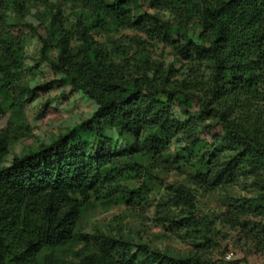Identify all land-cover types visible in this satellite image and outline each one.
I'll return each instance as SVG.
<instances>
[{
  "label": "trees",
  "instance_id": "trees-1",
  "mask_svg": "<svg viewBox=\"0 0 264 264\" xmlns=\"http://www.w3.org/2000/svg\"><path fill=\"white\" fill-rule=\"evenodd\" d=\"M49 1L0 0V114L10 111L0 131V264H197L194 259L149 254L145 246L119 240L104 241L77 261L60 255L73 242L76 223L93 199L144 198V184L125 187L120 181L145 180L148 163L170 165L173 140L183 146L171 163L194 168L189 180L195 187L212 190L240 176L256 178L258 203L241 204L239 211L263 215L264 115H252L245 106L247 116L230 119L232 104L224 98L235 106L241 105V96L264 102V0H144L172 11L184 31L173 30L154 15L137 14L138 0H54L76 3L89 16L78 19L73 30L53 26L47 37L38 35L40 59L93 100L96 109L50 143L1 166L11 142L20 137L8 134V127L21 120L38 91L20 83L31 69L26 65V33L9 22V14L25 19L35 5ZM196 18L201 44L185 33ZM147 22L184 39L183 53L204 51L211 68V97L168 85L155 69L124 78L86 31L143 28ZM75 35L81 45L74 51ZM53 46L59 52L56 60L47 55ZM194 103L197 110L192 111ZM166 194L165 204L187 211V216L170 221L179 228L193 227V191L172 185Z\"/></svg>",
  "mask_w": 264,
  "mask_h": 264
},
{
  "label": "rangeland",
  "instance_id": "rangeland-1",
  "mask_svg": "<svg viewBox=\"0 0 264 264\" xmlns=\"http://www.w3.org/2000/svg\"><path fill=\"white\" fill-rule=\"evenodd\" d=\"M137 14L148 13L158 20L172 26L173 30L184 31L179 19L172 11L160 4H149L138 0ZM89 14L76 3H59L51 0L45 6L35 5L25 19H17L11 12L9 22L16 24L26 33L25 56L26 69L21 84L28 88H38L35 97L24 109L21 120L8 127V134L20 136L11 142L1 166H7L13 156L26 154L42 145L50 143L74 125L87 119L96 109V104L75 85L68 82L64 75L55 72L40 59L41 42L38 35L47 37L45 32L53 26H62L73 30L80 18ZM200 18L186 26L185 33L193 41L201 44ZM30 24L32 30L26 27ZM94 47L100 49L123 72L124 78L134 76L136 72L151 73L153 69L167 79V84L180 88L203 98L211 97V68L204 51L188 49L182 52L180 47L185 40L175 34L166 33L150 22L143 28L115 27L110 31L99 27L86 29ZM54 45V40L53 43ZM81 41L74 36L72 50H76ZM58 49L51 47L47 55L52 60L58 57ZM28 97V94H23ZM229 118L252 115H264V102L241 96L240 106L232 100ZM212 99V105H215ZM249 107L248 111L243 107ZM197 110L193 104L192 111ZM177 117L183 116L175 109ZM234 113V114H233ZM10 116L8 110L0 114V131L6 127ZM18 124L22 126L19 127ZM215 130L219 127L215 126ZM14 132V133H13ZM209 139L205 134L201 135ZM181 140H173L170 146L167 167H155L146 163V179L120 181L122 186L139 187L145 185L144 198L140 201L125 202L116 195L105 199L96 198L92 205L83 211L76 223V236L70 246L60 255L79 260L82 255L96 250L104 241L119 240L136 246H145L150 253L167 255L173 259H194L197 264H261L264 261V213L263 215H245L240 213L241 204L256 205L260 187L253 176H240L235 182L223 184L212 190L195 187L189 177L194 168L186 163L172 164ZM183 185L194 193L196 218L193 227H178L177 220L187 216L183 207L165 204L168 186ZM168 209L170 211H168Z\"/></svg>",
  "mask_w": 264,
  "mask_h": 264
}]
</instances>
